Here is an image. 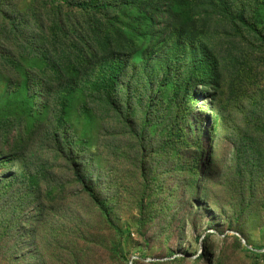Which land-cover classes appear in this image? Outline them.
<instances>
[{"label": "rangeland", "instance_id": "374dc122", "mask_svg": "<svg viewBox=\"0 0 264 264\" xmlns=\"http://www.w3.org/2000/svg\"><path fill=\"white\" fill-rule=\"evenodd\" d=\"M223 2L264 36V0ZM58 3L0 0V55L17 60H0V118L33 135L29 151L0 150V264H264V45L209 0L63 21ZM17 12L29 25H11ZM72 24L93 35L80 43ZM108 63L138 92L122 114L79 94L99 90ZM17 74L61 95L57 138L53 102L24 106Z\"/></svg>", "mask_w": 264, "mask_h": 264}, {"label": "trees", "instance_id": "16d2710c", "mask_svg": "<svg viewBox=\"0 0 264 264\" xmlns=\"http://www.w3.org/2000/svg\"><path fill=\"white\" fill-rule=\"evenodd\" d=\"M59 2L55 7L57 11L59 21H63L66 18V15L74 9L80 10L81 12H87L88 14L98 13L102 16L103 20H109L115 15L119 14L122 9H133L136 6L137 0H98L97 3H93L90 0H52ZM205 0H203L204 2ZM212 2V4H211ZM201 3V2H200ZM203 4V3H202ZM209 6L215 14L223 15L233 21L240 23L242 26L252 31L255 36L259 39V41L264 45V36L254 27L252 26L245 18L243 14L240 13H232L228 8L226 2L223 0H209ZM1 10V9H0ZM16 18L12 20L13 26L18 28L16 22L21 21L23 23H27L29 25V17L26 12H17ZM87 18V17H86ZM31 21L40 22L37 15H35ZM74 22V21H73ZM61 29L64 27L58 25ZM66 30V29H65ZM69 30L72 31V35L77 38V40L81 43L88 39L91 34L93 35V29L89 28V26H79L77 24H72L69 27ZM17 39L19 38L22 42V48L19 49L20 57H25L28 53L25 51V44H27L26 36L20 31L15 33ZM2 38V36H1ZM85 39V40H84ZM72 41H70L71 43ZM110 44L113 45V42L110 41ZM111 47V46H110ZM74 49V48H73ZM107 49V48H106ZM27 50V48H26ZM0 60L4 64H13L17 62L15 56H13L10 52H4L0 55ZM125 65H117L113 63H108L107 67L103 70L99 71V75L97 76L96 84H100L99 90L103 87V89L98 91H81L79 94H82L86 97V101L91 106L97 105V101L105 102L107 108L112 112L116 113L123 109H127V111L131 110L130 102L133 101L134 95L138 92L135 90L136 87L133 85V80L130 79L125 88L119 87V79L122 74V70ZM106 69V71H105ZM53 79L55 81H59L58 74H53ZM14 77L20 79L22 84V95L24 97V106L33 110L38 107L36 102L39 98H43L47 95L46 101L53 102V112L52 119L49 122H46L45 125L48 126V133L53 134L54 139L59 136L60 125L62 124V116L56 109L60 108V104L62 99L58 97L61 96L58 92H43L39 91L37 88L36 78L30 74H17ZM133 85V86H132ZM70 95L75 94L74 92H68ZM65 99V98H64ZM72 99L71 97L69 98ZM48 105V104H47ZM129 109V110H128ZM21 120V119H20ZM18 121L15 119L13 115L10 114H2L0 118V150L6 149L8 152L12 153L14 149L16 150H27L29 151L30 143L33 140V135H30L28 130L24 127L23 121ZM28 137V138H27ZM18 150V151H19ZM38 151V150H37ZM15 152V151H14ZM1 154V152H0ZM6 164V163H5ZM24 171V169H23ZM27 173H21L17 176H10L7 179L6 184L17 183L21 181H26L28 177ZM77 181L79 183L84 184V181L80 176H77ZM11 186V185H8ZM87 191H90V188L87 187ZM91 197H95L94 194H90ZM248 253L252 255H256V252L250 250L248 248H244Z\"/></svg>", "mask_w": 264, "mask_h": 264}]
</instances>
